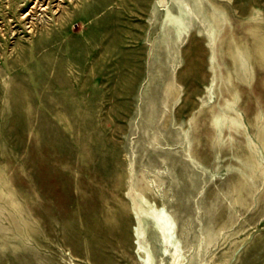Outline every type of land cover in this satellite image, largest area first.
Returning <instances> with one entry per match:
<instances>
[{"label":"rangeland","instance_id":"rangeland-1","mask_svg":"<svg viewBox=\"0 0 264 264\" xmlns=\"http://www.w3.org/2000/svg\"><path fill=\"white\" fill-rule=\"evenodd\" d=\"M158 1L55 0L33 35L8 22L27 1L0 0V264H141L132 179L175 216L186 264H264V0H205L178 42Z\"/></svg>","mask_w":264,"mask_h":264},{"label":"bare ground","instance_id":"bare-ground-1","mask_svg":"<svg viewBox=\"0 0 264 264\" xmlns=\"http://www.w3.org/2000/svg\"><path fill=\"white\" fill-rule=\"evenodd\" d=\"M25 1H27L25 6L27 5L26 7H29V9L27 11H22L17 17L18 19L8 18V22L12 30H14L13 27L21 24L24 25L25 31L33 35L37 32L36 29L38 25L36 24L37 22L30 20L32 14L39 10L48 11L49 9L54 12L55 8L60 10L64 7L60 2L54 4L55 0ZM205 3V0H159L155 7V9H159L161 13L159 27H163L167 34V38H171L175 42L192 36L193 27L196 25L203 27L200 21L202 17L201 13L206 5ZM213 33V30L209 28L208 34L205 33V37L206 41L210 44L209 65L212 67V71L218 74L221 59L217 50L218 45L216 38ZM45 42V45H48L52 42V39H46ZM234 63L247 77H253L254 64L251 61V54L246 49L242 47L237 48L234 53ZM208 86H210V84H208ZM214 91L217 92L218 95L220 94L217 88ZM211 97L212 95H210V98ZM210 98L208 101H210ZM222 106V108L213 106L214 110H216L213 123L218 130L226 128L228 133L231 134L234 129H239L240 127L237 119L234 117L236 108L234 103L229 102L222 103ZM220 110L228 111L231 116L228 117L223 113H217L220 112ZM186 136L189 135L186 134ZM129 166L130 178H132L133 161L129 162ZM134 181L135 180L132 179L125 190L126 197L129 199L130 210L134 217V228L132 230L135 241L134 251L142 256L140 260L141 264H164L166 258H168L166 264H186L180 238L176 234L175 216H173L167 208L155 205L156 203L154 204L152 200L147 199L142 192H139L133 186L135 183ZM148 226L155 234V239L149 236ZM155 249H158L157 251L160 254L159 259L155 258Z\"/></svg>","mask_w":264,"mask_h":264}]
</instances>
